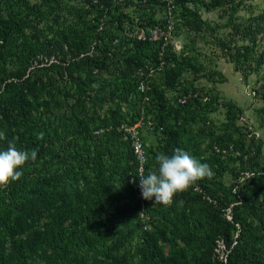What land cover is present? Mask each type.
Returning a JSON list of instances; mask_svg holds the SVG:
<instances>
[{
	"label": "trees",
	"instance_id": "obj_1",
	"mask_svg": "<svg viewBox=\"0 0 264 264\" xmlns=\"http://www.w3.org/2000/svg\"><path fill=\"white\" fill-rule=\"evenodd\" d=\"M226 4L0 0V150L9 143L37 150L21 179L0 190V264H264L262 137L236 123L244 111L235 102L200 84L226 78L198 48L187 42L178 52L152 38L175 14V33L202 43L203 10ZM238 6L230 10L232 33L216 41L248 82L264 72V11L241 23ZM190 92L208 100L181 105ZM221 108L219 124L212 115ZM141 117L158 139L150 147L143 137L147 172L157 153L181 148L215 173L170 207L149 200L148 230L131 183L135 157L119 131Z\"/></svg>",
	"mask_w": 264,
	"mask_h": 264
},
{
	"label": "rangeland",
	"instance_id": "obj_2",
	"mask_svg": "<svg viewBox=\"0 0 264 264\" xmlns=\"http://www.w3.org/2000/svg\"><path fill=\"white\" fill-rule=\"evenodd\" d=\"M230 1L224 0L227 3L226 5L215 7L210 12L205 9L203 10V20L207 21L204 29L207 30V33L202 43H198L201 39L197 41L199 37H195V34L186 36L183 32L184 30H178V33L181 34L179 37L175 32L176 23L181 22V17L170 14L168 25L172 26V29L168 40L171 41V44L175 46L178 52L182 51L185 43H190L191 49L198 48L199 52L202 53L203 56L199 54L200 60L208 64L209 69L213 68L224 73L226 78L224 83L211 84L204 78V80L200 81V84L214 89L220 95L222 102L227 100L233 101L244 111V114L239 117V122L236 123L241 127H245L246 125L249 128L252 127V130H255L254 133L262 137L263 141H261V145L264 151V114L260 112V110L264 109V72L259 76L254 75L250 77L248 82L243 81L242 76L235 71L234 65L224 58V55L217 47L216 41L219 38L226 39L232 33V27L229 26L231 23L230 10H233L232 8L235 5L239 4L238 10H240L236 16L237 22L242 23L254 15H260L264 11V0H244V3L242 2L243 0H234V2L228 4ZM241 2L243 4H240ZM188 36L190 39H188ZM195 38L197 44L192 45ZM166 43H168L167 39ZM217 80L219 81V78ZM255 90L260 92L256 98L254 96ZM212 117L219 124L223 122L226 118L225 108L219 109ZM244 132H246V129H244ZM223 250V246L219 248L220 252H223Z\"/></svg>",
	"mask_w": 264,
	"mask_h": 264
},
{
	"label": "clouds",
	"instance_id": "obj_3",
	"mask_svg": "<svg viewBox=\"0 0 264 264\" xmlns=\"http://www.w3.org/2000/svg\"><path fill=\"white\" fill-rule=\"evenodd\" d=\"M37 135L38 138L43 137L42 132ZM5 139V132L0 131V141ZM36 158V149L30 153L18 150L15 143H9L6 150H0V190L7 189L13 182L19 181L23 175L20 169L29 159L35 161ZM214 175L208 163L201 162L188 151L176 148L170 156L157 153L154 157V167L147 174L141 169L138 179L145 200H154L155 205L170 207L177 194L196 187L198 181L211 180ZM142 214L143 212L140 215Z\"/></svg>",
	"mask_w": 264,
	"mask_h": 264
},
{
	"label": "built area",
	"instance_id": "obj_4",
	"mask_svg": "<svg viewBox=\"0 0 264 264\" xmlns=\"http://www.w3.org/2000/svg\"><path fill=\"white\" fill-rule=\"evenodd\" d=\"M171 29H172V26H169V25L166 31L162 30L159 27H156L152 31L153 40H159L161 38H164L165 42L167 39L168 43L169 42L171 43V41L168 40V36H171ZM152 74H153V70L151 71V75ZM147 86H148L147 82L143 81L139 84L138 88L141 92H144L147 89ZM198 97H201L204 101L208 100V97L205 96L204 94L190 92L188 94L183 95L179 99V103L181 105H185L188 103V101L198 98ZM150 125H151L150 122H147L144 117H141L135 124H123L119 127V131L124 133V139L130 143V146H131V149H132V152L134 154L135 161L137 164L136 173L132 176L131 183L134 184L139 190V199H140V205H141L140 212H139V219L142 221L145 230H148L151 227L150 226L151 218H150V215L148 214L149 200H145L142 197L138 178H139L141 169H143L145 174L147 172L148 152H147V146L143 139L144 137L143 135H144V129ZM111 129L112 127L108 128V130H111ZM256 135L257 137H259L258 134ZM142 212L143 214L140 215ZM220 245L222 247V243H220Z\"/></svg>",
	"mask_w": 264,
	"mask_h": 264
},
{
	"label": "crops",
	"instance_id": "obj_5",
	"mask_svg": "<svg viewBox=\"0 0 264 264\" xmlns=\"http://www.w3.org/2000/svg\"><path fill=\"white\" fill-rule=\"evenodd\" d=\"M145 141L147 143V146H156L158 144V139L155 136L154 133L145 131L144 132Z\"/></svg>",
	"mask_w": 264,
	"mask_h": 264
}]
</instances>
